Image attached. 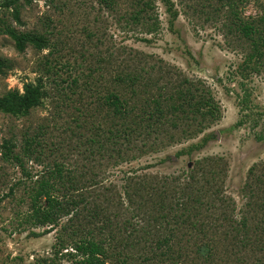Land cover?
I'll list each match as a JSON object with an SVG mask.
<instances>
[{"label":"rangeland","instance_id":"rangeland-1","mask_svg":"<svg viewBox=\"0 0 264 264\" xmlns=\"http://www.w3.org/2000/svg\"><path fill=\"white\" fill-rule=\"evenodd\" d=\"M110 1L107 7L102 0H32L22 6L19 23L5 15L18 32L43 34L47 46L19 53L0 34V59L9 65L0 75V97L22 92L26 83L41 84L43 93L40 105L26 116L0 113V264H69L60 254L51 262L67 225L97 231L109 224L114 235L129 241L114 249L123 246L135 259L141 253L151 256L156 240L175 227L177 239L170 247L176 256L187 246L186 228L172 222L167 226L169 217L162 224L152 221L160 215L155 205L175 198L200 196L202 205L195 206L199 219L209 218L210 212L214 218L222 209L237 221L247 217L258 222L264 216L255 207L264 201V138H257L264 135V62L255 72L251 62L244 69L250 43L232 25L235 9L243 21L260 13L258 0H234L233 8L219 0H168L167 5L160 0ZM146 2L151 6L144 7ZM141 7L142 19L151 18V33L131 18ZM122 74L137 75L135 88L117 80ZM185 87L195 97L212 98V116H185L192 95L185 98L177 91ZM109 94L126 102L128 115L115 114L106 102ZM152 97L172 108L151 129L144 112L151 110L147 101ZM239 121L242 125L231 129ZM172 122H177L176 130ZM26 140L28 153L23 151ZM5 141L13 144L19 162L2 161ZM56 166L66 184L55 192L83 187L74 191L83 200L79 217L72 222L63 218L49 233L31 237L30 232L48 228H25L19 221L35 182ZM191 170L196 171L192 177ZM142 177V184L157 188L150 201L155 208L134 184ZM93 210L99 216L92 220ZM210 236L216 244L213 264H237L244 255L220 232ZM255 256L264 261L263 252ZM107 264L116 263L108 259Z\"/></svg>","mask_w":264,"mask_h":264},{"label":"trees","instance_id":"trees-1","mask_svg":"<svg viewBox=\"0 0 264 264\" xmlns=\"http://www.w3.org/2000/svg\"><path fill=\"white\" fill-rule=\"evenodd\" d=\"M160 1L165 5L168 4V0ZM219 1L222 5L226 4L230 8L234 7V0ZM31 2L32 0H0V34L7 35L12 40L16 51L19 53L24 52L27 47H32L34 50L40 51L47 46V39L43 34L37 32H18L11 25H8L5 20V15L9 14L13 21L19 23L22 6L29 5ZM102 2H104L107 7H110V0H102ZM257 4L260 13L246 21L240 19L236 9L232 11L234 18L232 25L234 31L250 43V52L244 62V69L246 70L248 68V63L251 62L254 72L257 70L258 64L260 65L264 62V3L261 4L258 0ZM143 6L150 7L151 5L146 2ZM143 10L144 8L141 7L135 11L131 18H133L135 24H142L145 31L151 33L154 30L152 27L153 25L147 24L151 18L148 17L143 20L140 15L143 13ZM8 66V61L0 59V75L4 74ZM119 77L120 78L117 80L123 84L124 87L130 86L133 88L136 86L137 75L122 74L119 75ZM145 84L149 85L151 83L146 81ZM177 91L179 93L183 92L185 98L193 93L192 89L189 87L178 89ZM42 95L41 84L26 83L23 86L22 92L10 91L0 97V113L13 117L26 116L30 110L40 105ZM246 97L247 96L244 98ZM189 99H191V102L187 104V107L190 108V111L185 114L186 117L191 114L212 116L214 113L216 105L209 95L199 97L192 95ZM106 102L113 108L115 114L121 116L129 114L126 102L124 103L118 96L109 94L106 97ZM148 102L152 104V108L149 106L148 108H151V110L144 112L146 116L144 119L146 120L147 118V120H149L147 126L152 129L154 125L161 121L166 111H170L172 107L167 105H165V107L162 106V104L153 97L151 100L147 101V103ZM244 102H246L245 99ZM241 125L242 121H239L232 126L231 129H235ZM170 126L174 130L178 128L177 122H172ZM257 138L258 140H262L264 135L261 134ZM206 140L205 138V141ZM27 147L28 141L26 140L23 147L24 153L29 152ZM1 158L5 163H16L20 161V158L14 153L13 144L9 141H5L1 146ZM21 172H24L23 168H21ZM195 172L196 171L191 170L190 177H192ZM45 173L47 174V178L43 177L35 182L32 191L29 193L28 210L19 221L20 226H25V228L28 227L34 230L48 228L43 232H30L29 236L31 237H40L43 234L49 233L52 228L58 226L60 220L63 218H69L68 222H72L75 217L77 219L79 217V211L77 210L78 206L83 202V200H77L74 196V191H79L83 189V187L79 189H72V187L68 189V187H64L61 192H55L58 185L64 186L66 184V177L62 174V170L59 166L53 167ZM206 174L214 176L210 171H206L205 175ZM256 178L258 182L263 183L260 177ZM139 179L140 181L143 179L145 180V177ZM134 184H139V188L142 189L143 192L146 191V202H149L150 205L154 207V203L150 201L152 195L156 194L152 192H156L157 188L142 184V181ZM163 184L166 185V180H164ZM246 187L248 186L246 185ZM207 191L208 190L205 192ZM187 199L188 200L185 201L175 198L174 201L167 205L161 203L160 205H155V207H157L156 211L159 212L160 215L158 218L154 217V220H152L153 223L156 224L161 223L162 219L164 220L169 217L170 220L167 226L172 222L175 224L174 226L182 225L186 228L183 237H185V235L187 237V246L186 248L183 247L182 251L177 252L176 256L172 255L170 247V242L177 239L174 233L175 227L168 229L167 235L156 240L154 244L156 249L151 256L141 253L135 259L131 254L127 253L123 246H121L123 249L120 251L114 249L118 244H128L129 241L127 239H120L114 235L109 229V224L106 226L103 224L97 228V231H94V229H85L83 225H78L76 227L67 225L61 228V234L58 236L57 243L54 246L53 259L51 262L54 263L55 259L58 258L60 254V257H62V259L65 258L69 264H107L108 259H114L116 264H135L136 261H138V264H157L158 262V264H161L166 261L174 262V264L179 263L178 261H181V264H213V261L215 262L217 260V255L215 253L216 244L214 243V237L210 236V234L212 231L215 233L218 231L222 234L223 238L227 239V242H230L232 247L238 248L237 251H245L244 255L237 259V264H264L262 258L255 256L257 252L264 253V216L262 219L260 218L258 222L254 218L247 219V217H241L240 220L237 221L231 217H227L224 212L226 210L222 209L218 216L211 218V216H214V213L210 212L209 218H203V220L198 218L199 210L198 207H195L196 205H202L200 201L201 197L196 196V199L187 197ZM193 200L195 201L193 202ZM160 202H162L161 199ZM247 206L251 207L249 204H247ZM209 207L215 210L212 204ZM255 207H258L259 210H264V201ZM165 210H167V213L162 214ZM90 216L93 220L99 216V213L93 210L90 212ZM249 222L253 224L251 227L248 225ZM220 229L222 231H219ZM158 250H160V252H158ZM250 252L252 254H250Z\"/></svg>","mask_w":264,"mask_h":264}]
</instances>
